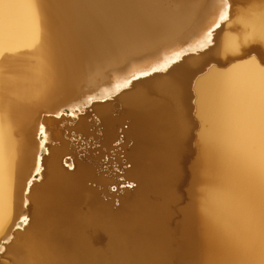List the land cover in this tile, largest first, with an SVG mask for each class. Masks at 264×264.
Segmentation results:
<instances>
[{
    "label": "bare ground",
    "instance_id": "obj_1",
    "mask_svg": "<svg viewBox=\"0 0 264 264\" xmlns=\"http://www.w3.org/2000/svg\"><path fill=\"white\" fill-rule=\"evenodd\" d=\"M231 2L213 44L190 51L214 0H0V264L261 258L264 60L255 51L264 57V0ZM181 49L166 72L84 104ZM87 110L95 119L77 118ZM72 137L102 150L120 146L129 169L97 173L99 157L77 158ZM194 153L199 198L172 224L175 190Z\"/></svg>",
    "mask_w": 264,
    "mask_h": 264
},
{
    "label": "rangeland",
    "instance_id": "obj_2",
    "mask_svg": "<svg viewBox=\"0 0 264 264\" xmlns=\"http://www.w3.org/2000/svg\"><path fill=\"white\" fill-rule=\"evenodd\" d=\"M250 47H253V45H251ZM255 53L257 54V57L259 58V60H264V57L259 52L255 51ZM191 104L192 102L189 101L188 105H191ZM77 118H84L87 122H90L92 121V119H95L93 117V113L91 112V110H87L86 112L77 113ZM123 127L125 128V126ZM70 140L73 142L74 146H76V153H77L76 157L77 158L86 159L88 157L90 158L99 157L98 166L96 168L97 173L99 172L100 174H102V173L109 172V174L114 177L116 175L124 176L125 171L129 169L130 164L125 161L124 150H122L120 146L114 149L102 150L98 143H96L95 141L92 142L90 141V139L72 137ZM48 144L49 143H47L46 145ZM126 147L129 148V145L127 144ZM65 159L67 161L72 160L70 156L65 157ZM194 159H195V153L192 154V156L183 165L182 173H183L184 178H183V181L179 184V186L175 190V200L171 207L172 214L170 216V222L172 224H175L176 222L180 220L181 218L180 210L183 207H186L193 200V198H199L198 193L201 190V185L193 182L192 176H191V164ZM64 167H66V169L68 170H72L73 166L68 167V164H64ZM118 181L121 182L122 179L120 178L118 179ZM120 187H123V186L120 185L119 188ZM116 188L117 187L115 185L109 186L108 191L110 192L111 195L118 194L116 192ZM111 202L113 203L112 200ZM1 262L4 264H7L9 263V259L7 258L4 260H1Z\"/></svg>",
    "mask_w": 264,
    "mask_h": 264
},
{
    "label": "snow or ice",
    "instance_id": "obj_3",
    "mask_svg": "<svg viewBox=\"0 0 264 264\" xmlns=\"http://www.w3.org/2000/svg\"><path fill=\"white\" fill-rule=\"evenodd\" d=\"M215 11L211 15L209 22L202 29L200 38L198 39L194 48L189 49L190 51H195L197 49L203 50L209 48L213 44L215 30L219 29L223 24H226L231 19V11H232V2L231 0H214ZM261 42H264V34L261 35ZM185 54V49H181L179 51L173 52L170 56H164L162 60H158L147 67H137L134 70L130 71L123 78H117L116 82L112 85L111 88H104L101 90V94L98 96H89L84 104L90 103L94 99H107L114 93L120 92L122 89L128 88L134 80L139 79L140 77L150 76L152 73L157 72H166L168 68L174 64L176 61L180 60ZM251 60H255V56H250ZM73 112L76 111L75 108L72 109ZM43 126L40 128V132L43 133ZM43 147V145H41ZM41 164L39 160L36 163L35 171L39 174L42 171ZM32 181H28V186L31 187ZM28 195L27 192L24 193L26 197ZM30 201L26 198L22 200V206L28 207ZM29 216L23 214L20 217L21 223L27 225L29 223ZM17 228L20 227L18 223L16 225ZM8 241L14 239V237H7ZM6 249L4 247H0V254L4 253ZM17 264H26V261L21 259L17 262ZM240 264H264V242H262V252L261 258L259 260L252 261H241Z\"/></svg>",
    "mask_w": 264,
    "mask_h": 264
}]
</instances>
